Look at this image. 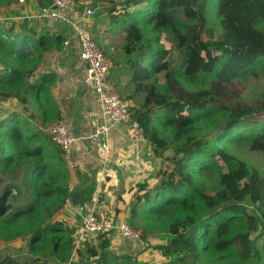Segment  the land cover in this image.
I'll return each mask as SVG.
<instances>
[{"label": "trees", "instance_id": "16d2710c", "mask_svg": "<svg viewBox=\"0 0 264 264\" xmlns=\"http://www.w3.org/2000/svg\"><path fill=\"white\" fill-rule=\"evenodd\" d=\"M53 1L38 0V6L46 10ZM74 1L79 12L86 3L97 17L124 28V67L133 85L120 96L131 103L141 136L161 160L155 185H136L128 203L129 224L144 241L157 232L167 235L153 248L171 259L168 264H192L193 259L195 264H264V249L257 243L264 238V190L251 186V168L226 146L244 141L264 155V100L239 101L240 80L264 74V0ZM212 5L222 21L219 37L208 22ZM37 32L24 26L14 34L0 26V99H20L25 111L35 105L46 123L58 125L62 115L50 89L56 75L35 74L45 54L64 50L66 38ZM109 59L111 76L122 64L115 56ZM204 80L208 88L188 87ZM220 113L227 120L212 129ZM65 155L51 134L0 108V170H23L31 196V202L15 208L11 197L20 187L15 182L4 186L0 179V242L27 237L31 254L25 260L0 256V264H74V253L84 264L107 255L109 234L96 236V246L86 242L84 251L75 250V230L65 221L49 220L68 201ZM205 175L219 177L222 189L208 194L201 181ZM140 217L144 225H138Z\"/></svg>", "mask_w": 264, "mask_h": 264}, {"label": "crops", "instance_id": "0c3cea01", "mask_svg": "<svg viewBox=\"0 0 264 264\" xmlns=\"http://www.w3.org/2000/svg\"><path fill=\"white\" fill-rule=\"evenodd\" d=\"M57 21L61 24L66 22L62 18H49L48 23L55 25ZM90 23L91 19L82 20V24L89 29ZM59 27L55 30H60L59 34L71 43L64 46L61 52L45 54L35 77L42 74L56 75L50 89L61 111L60 123H65L76 138V142L65 155L72 175L69 193L73 189L71 200H68L69 205L66 206L74 214L69 215L68 220L79 219L81 215L95 212L116 222L126 221L129 199L136 185L148 183L160 168H157L160 159L152 155L148 141L141 134L131 131L128 125L114 124L101 114L94 90L86 82V67L79 59V42L70 31L67 35V31H61L63 27ZM110 81L118 94L123 93L122 72L119 73L118 69L117 73L116 69L111 71ZM124 88L125 95L120 94L121 96L128 95L132 89L131 87L127 92L126 83ZM90 111H94L96 115L89 117ZM102 126L109 128L108 136L103 133ZM89 193L92 194L86 200ZM83 198L86 202H82ZM109 235L111 244L107 255L84 264H160L155 260V255H149L157 253L160 256L158 251L152 253L153 249L146 250L140 241L117 234ZM93 238L96 237L88 240ZM86 242L80 245V250H85ZM89 246H96V243ZM1 248L0 256L5 254L1 252ZM79 261L80 257L74 253L72 262L80 264Z\"/></svg>", "mask_w": 264, "mask_h": 264}, {"label": "rangeland", "instance_id": "374dc122", "mask_svg": "<svg viewBox=\"0 0 264 264\" xmlns=\"http://www.w3.org/2000/svg\"><path fill=\"white\" fill-rule=\"evenodd\" d=\"M49 18L45 16L44 10H42L38 6V0H0V26L2 27L4 32L9 30H13L14 34L19 33L24 26H28L31 29H35L38 31L37 33L42 34H52V33H59L60 25L63 27L61 31H67L66 34L68 35V31L72 33V30L68 23L61 24L60 22H56L55 25H50ZM208 22L209 26L212 28L216 37H219L222 33V21L221 17L218 14L217 6L212 5L208 11ZM66 25V26H65ZM91 28L90 31L93 32L94 38L96 42L100 45V47L107 51L108 57L110 55L117 57L120 60V64L122 67L116 68L118 72H122V87L123 93H125L124 83H126V91L130 90L132 87V83L130 82V73L124 67V62L126 60L125 53L123 51V46L125 44V37L126 33L122 26L114 24L110 21L109 18L106 16L97 17L94 16L91 19ZM106 49V50H105ZM69 57L73 58V55ZM112 62V61H111ZM1 66V65H0ZM120 70V71H119ZM241 83L244 87V92L241 95L239 101L248 105H255L258 102L264 100V74L259 72L258 74H249L246 77L242 78ZM158 87L163 90L165 87V81L162 76L158 77L157 81ZM209 82L204 80L202 82L193 83L188 86L191 90H200L204 88H208ZM127 91V92H128ZM118 92V91H116ZM120 92V91H119ZM123 93H119V95H125ZM118 94V93H117ZM135 103V101H133ZM0 108H10L13 110L14 113L20 115L21 118L26 119L31 128L36 129L40 133H48L50 134L51 128L55 125L51 122H45L41 116L37 112V106L33 105L30 107L28 111H25L21 104L20 99H0ZM28 109V108H27ZM32 115V116H31ZM227 120V115L225 113H220L218 117L210 123V127L212 129L218 128L223 122ZM226 146L230 152L233 153L237 158L243 160L247 163V165L251 168L252 171V178H251V186H256L260 190H264V155L260 152H255L250 149L248 143L244 141L239 142H227ZM172 152L166 153V156H171ZM161 160L159 162V168L161 165ZM66 168L69 172V178L72 177L70 167L66 162ZM155 174L151 177L148 181L150 187L155 185ZM24 171L20 170L14 174L4 173L0 170V179L2 180L3 185L5 186L8 183L15 182L20 187L21 192L19 194H14L11 197L12 204L15 208L24 206L31 202L30 193L26 190L24 185ZM202 184L204 186V190L208 194H214L216 190L222 189V183L217 176H209L205 175L201 178ZM68 189L70 188V183H68ZM73 193V189L71 190ZM71 191L68 196V200H71ZM57 202L52 205H49L48 210L46 211L49 214L53 211L54 206H57ZM67 202L64 205L59 207L58 211L55 210L53 214L50 216L51 221H65L67 223V227L72 220H68L69 213L68 211H63L64 209L67 210ZM127 221L128 218L126 219ZM146 222L140 217L138 219V225H144ZM70 229V228H69ZM136 229V228H135ZM71 230V229H70ZM140 234V233H139ZM167 240V235L162 232H157L155 235H152L148 240H141L140 243L144 244L145 249H153L152 253L156 250L153 248L154 245L165 243ZM147 241V242H146ZM89 245L96 243V238L90 239L87 242ZM259 245H261V249L264 245V238H260L257 241ZM150 245V246H149ZM0 247H2V251L5 254L2 256H13L15 258H19L25 260L31 257V254L28 249V242L26 238H18L11 242H0ZM74 255V254H73ZM155 255L157 259V263L160 264H168L171 259H164L162 255L159 256L157 253L149 254ZM72 262V261H71ZM74 263V262H72ZM77 264V263H74Z\"/></svg>", "mask_w": 264, "mask_h": 264}, {"label": "built area", "instance_id": "2783aa9c", "mask_svg": "<svg viewBox=\"0 0 264 264\" xmlns=\"http://www.w3.org/2000/svg\"><path fill=\"white\" fill-rule=\"evenodd\" d=\"M82 5L84 6L83 11L79 12L74 0H54L52 6L44 10V13L49 18H62V21H66L70 26L73 37L79 42V59L86 67V82L94 90L101 114L112 123L128 125L131 131L140 134L139 123L132 115L131 103L117 94L110 83L111 60L98 45L90 29L82 24V20L93 19L96 11L88 7L86 3ZM53 6L58 8L59 15L52 12ZM70 43L68 39L65 41L64 46L67 47ZM95 115L94 111L88 113L89 117H94ZM102 131L108 136L109 128L107 126H102ZM50 134L53 141L66 153L70 151L76 142L75 136L65 123L53 126ZM104 148L106 149L107 147L104 146ZM67 203L69 204L68 201ZM67 211L74 214L69 208H67ZM69 226L75 230V250L79 249L80 245L89 238L105 233L117 234L123 238L140 241L139 232L127 220L116 222L95 212L81 215L79 219L72 220Z\"/></svg>", "mask_w": 264, "mask_h": 264}, {"label": "water", "instance_id": "95a60500", "mask_svg": "<svg viewBox=\"0 0 264 264\" xmlns=\"http://www.w3.org/2000/svg\"><path fill=\"white\" fill-rule=\"evenodd\" d=\"M52 12H54L56 15H59V11H58V8L56 6H53L52 7ZM192 264H195V259H193Z\"/></svg>", "mask_w": 264, "mask_h": 264}]
</instances>
